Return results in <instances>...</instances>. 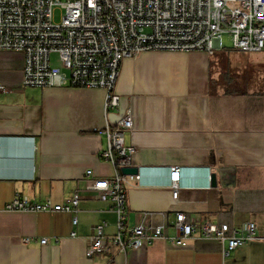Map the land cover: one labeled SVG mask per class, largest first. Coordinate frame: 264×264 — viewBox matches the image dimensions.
I'll return each mask as SVG.
<instances>
[{"label":"crops","instance_id":"crops-1","mask_svg":"<svg viewBox=\"0 0 264 264\" xmlns=\"http://www.w3.org/2000/svg\"><path fill=\"white\" fill-rule=\"evenodd\" d=\"M22 78L23 54L0 50V264H264V52L231 45L214 55L144 52L122 60L114 87L132 110L133 130L123 142L134 148L138 169L126 193L127 226L165 225L173 236L177 212L237 231L254 224L257 238L225 258L218 242L198 231L185 247L157 240L125 255L87 258L92 227L105 222L104 235L116 233L112 203L85 192L84 179L88 170L94 179L117 171L100 154L104 127L119 114H105L102 89L23 87ZM172 167L180 188L175 205ZM74 191L75 236L70 213L4 208L16 194L56 205Z\"/></svg>","mask_w":264,"mask_h":264},{"label":"built area","instance_id":"built-area-1","mask_svg":"<svg viewBox=\"0 0 264 264\" xmlns=\"http://www.w3.org/2000/svg\"><path fill=\"white\" fill-rule=\"evenodd\" d=\"M62 10L59 24L53 23L55 9ZM223 34L234 51L264 52V0H0V50L23 54V87L102 89L104 112H118L115 124L104 127L107 140L103 161L117 171L108 179H94L85 173L84 191L101 201H110L116 215V233L106 236L105 222L92 227L85 255H125L128 250L148 247L157 240L185 247L196 232L198 238L215 240L222 257L255 240L256 227L243 225L240 231L226 224H198L188 214L177 212L173 236L164 226L126 224L127 189L138 176L122 175L131 166L134 148L126 147L123 135L133 130L132 110L122 106L114 93L121 62L144 52H203L214 55L223 48ZM56 56L58 65L52 62ZM5 88L0 83V92ZM178 167L170 169L171 204L179 198ZM1 179V177H0ZM78 191L64 204L48 199L34 202L16 194L5 204L6 211L65 212L77 227ZM264 239V238H263ZM28 239H25V243ZM41 245L47 239L40 240Z\"/></svg>","mask_w":264,"mask_h":264},{"label":"rangeland","instance_id":"rangeland-1","mask_svg":"<svg viewBox=\"0 0 264 264\" xmlns=\"http://www.w3.org/2000/svg\"><path fill=\"white\" fill-rule=\"evenodd\" d=\"M61 16H62V10H60L59 8L55 9L53 13V23L59 24L61 20ZM222 40H223V45L225 47H230V38L227 34H223ZM55 59H56V56H52V62H54ZM54 65H58V61Z\"/></svg>","mask_w":264,"mask_h":264},{"label":"water","instance_id":"water-1","mask_svg":"<svg viewBox=\"0 0 264 264\" xmlns=\"http://www.w3.org/2000/svg\"><path fill=\"white\" fill-rule=\"evenodd\" d=\"M120 173L122 175H133L136 176L138 174V169L135 166H126V167H121L119 169ZM210 182H211V186L215 187L216 186V176L215 174H211L210 176Z\"/></svg>","mask_w":264,"mask_h":264}]
</instances>
